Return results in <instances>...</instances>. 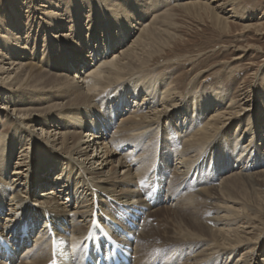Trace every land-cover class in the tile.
Here are the masks:
<instances>
[{
	"label": "bare ground",
	"instance_id": "obj_1",
	"mask_svg": "<svg viewBox=\"0 0 264 264\" xmlns=\"http://www.w3.org/2000/svg\"><path fill=\"white\" fill-rule=\"evenodd\" d=\"M167 1L42 0L37 42L11 8L0 31V118L10 126H0V264H85L61 253L117 221L132 264H264V97L243 108L191 95L200 74L185 96L170 87L157 71L171 63L155 66L176 42ZM172 1L231 23L222 0ZM165 183L154 207L147 197Z\"/></svg>",
	"mask_w": 264,
	"mask_h": 264
},
{
	"label": "rangeland",
	"instance_id": "obj_2",
	"mask_svg": "<svg viewBox=\"0 0 264 264\" xmlns=\"http://www.w3.org/2000/svg\"><path fill=\"white\" fill-rule=\"evenodd\" d=\"M40 1L42 0H36L35 2L32 0H0V31L3 32L2 26L4 23L8 25L9 15L13 18L14 15L11 8H14L16 12L21 15V21L23 23L28 24L31 21L34 22V28L32 27V29H25V24L22 25L23 33L27 31L28 33H26V35L28 34V36L32 38L31 41H34L35 36H37L36 42L41 40L39 35L40 27H37V23L40 20L38 17H42L43 19V15L35 13V8L39 9ZM69 1L70 0H67V3ZM167 2L166 5H161L160 11L171 8L172 14H175V24L169 31L176 36V42L171 44L172 47L166 49L164 52L168 55V59L165 58L166 60L164 59L157 62L155 66H160L167 62L171 63V66L168 68H160L161 70L157 71L169 77V81L172 82L170 87H179L178 91L185 96L188 92L189 82L194 76L200 74L198 76V83L193 90L191 89L193 92L191 95L201 90L207 93L213 92L219 96L223 95L228 97L227 100H240L241 103L245 102V106L241 105L243 108L252 107V104L250 105V100H252V98L264 97V0H222L221 3L224 4L222 6L224 7L223 14L225 13V16H230L229 21L231 23H229L227 27L217 26L209 14L204 10L199 11L196 15H189L177 8L178 5L176 6V2L172 0ZM62 10V13H65L64 7ZM24 19H26V21ZM86 21L87 19H84V22ZM40 22H42V20H40ZM246 24H248L249 27L243 28ZM94 28L95 27H92L90 29ZM87 34V32H84L83 36ZM132 35L133 33L130 34L129 38ZM72 39L73 42L76 40L74 33H72ZM241 48L245 49L244 52L242 50H237ZM241 53L242 55H240ZM238 56H241V58L235 59ZM27 58L33 59L34 57L31 53H27ZM23 63H27V61L24 60ZM177 63H180V65ZM76 70L77 69H73L71 73L74 75ZM243 97L248 98L243 99ZM45 102L46 101H42V105H40L39 102H34L33 105L39 108L45 106ZM226 104V102H223L222 105L225 106ZM213 109L214 107H211L208 110V114ZM222 111L224 112V109ZM8 124V118L3 115L0 118V126L10 127ZM10 131L11 129H9L8 132ZM246 139L247 138L243 139V143L246 142ZM238 140L239 139H237V141ZM19 150L20 145L17 146L15 156H17ZM260 150H264V148L260 146ZM13 163H15L14 159ZM235 172L238 173V170ZM163 186L165 188L166 183L163 184ZM40 192H42V190ZM25 194L26 192L24 191L23 195ZM31 198L34 202L36 201L34 199L35 196ZM161 205L162 203L159 202V204L157 203L154 207H161ZM238 206L239 205L233 201L228 202L226 215H234V213L237 212L236 208ZM223 212L225 213V211L222 210L221 214H223ZM215 215L218 214L215 212L212 216ZM206 217L210 216L206 215ZM154 218L155 217H150L149 222H151L153 226H157V222L154 221ZM3 220H5V218H3ZM139 220L140 218L138 217L136 223H138ZM243 221L242 219L241 222ZM248 238H253V234ZM252 243H254V240L245 245L246 250L254 246ZM195 244H197V242H195ZM199 246L201 248L204 245L200 243ZM242 251H244V249H241L240 253H242ZM22 252L23 250L21 249V251L18 250L16 254H22ZM260 257L264 258L263 256ZM16 262L17 260H15V263Z\"/></svg>",
	"mask_w": 264,
	"mask_h": 264
}]
</instances>
